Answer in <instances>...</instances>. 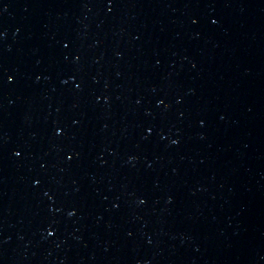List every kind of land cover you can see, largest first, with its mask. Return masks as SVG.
<instances>
[{
  "label": "water",
  "instance_id": "water-1",
  "mask_svg": "<svg viewBox=\"0 0 264 264\" xmlns=\"http://www.w3.org/2000/svg\"><path fill=\"white\" fill-rule=\"evenodd\" d=\"M0 264H264V142L134 213Z\"/></svg>",
  "mask_w": 264,
  "mask_h": 264
}]
</instances>
